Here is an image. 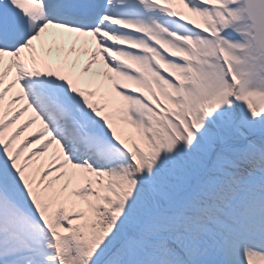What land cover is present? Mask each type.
<instances>
[{"label": "snow or ice", "instance_id": "snow-or-ice-1", "mask_svg": "<svg viewBox=\"0 0 264 264\" xmlns=\"http://www.w3.org/2000/svg\"><path fill=\"white\" fill-rule=\"evenodd\" d=\"M0 264H264V0H0Z\"/></svg>", "mask_w": 264, "mask_h": 264}, {"label": "bare ground", "instance_id": "bare-ground-1", "mask_svg": "<svg viewBox=\"0 0 264 264\" xmlns=\"http://www.w3.org/2000/svg\"><path fill=\"white\" fill-rule=\"evenodd\" d=\"M27 117H24L23 119H26ZM37 130L36 123L30 126L29 132L32 133Z\"/></svg>", "mask_w": 264, "mask_h": 264}]
</instances>
